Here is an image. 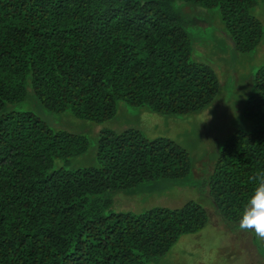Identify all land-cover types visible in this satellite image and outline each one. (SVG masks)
Returning <instances> with one entry per match:
<instances>
[{
    "label": "trees",
    "instance_id": "trees-1",
    "mask_svg": "<svg viewBox=\"0 0 264 264\" xmlns=\"http://www.w3.org/2000/svg\"><path fill=\"white\" fill-rule=\"evenodd\" d=\"M209 14L234 52L260 45L264 0H0V264H150L211 215L230 228L245 225L250 207L264 210V66L247 83L245 128L207 172L210 214L195 201L110 210L105 194L189 174L190 156L176 142L102 130L96 164L68 168L88 138L15 108L30 98L95 123L119 102L202 111L219 88L214 69L194 58ZM252 230L264 236V215Z\"/></svg>",
    "mask_w": 264,
    "mask_h": 264
},
{
    "label": "rangeland",
    "instance_id": "rangeland-1",
    "mask_svg": "<svg viewBox=\"0 0 264 264\" xmlns=\"http://www.w3.org/2000/svg\"><path fill=\"white\" fill-rule=\"evenodd\" d=\"M205 17L210 25L199 28L196 33L198 41L194 47V58L214 69L219 88L213 102L202 111L160 114L145 106L119 102L111 118L95 123L76 116L71 110L50 111L30 98L15 105L16 109L34 113L53 130L88 138L87 151L70 158L65 164L68 168L96 164L95 143L102 130L137 129L149 139L167 138L187 151L191 160L187 176L144 182L130 190L105 194L111 200L112 211L143 213L154 207L178 208L189 201L198 202L209 214L212 211L207 172L217 160L225 140L245 128L242 113L248 95L247 83L256 70L264 66V36L261 47L236 53L221 31L219 18L210 14ZM261 206L249 208L243 222L245 225L237 224L230 228L219 217L211 215L202 229L182 235L163 257L150 264H264V236L252 230L255 222L264 215Z\"/></svg>",
    "mask_w": 264,
    "mask_h": 264
}]
</instances>
